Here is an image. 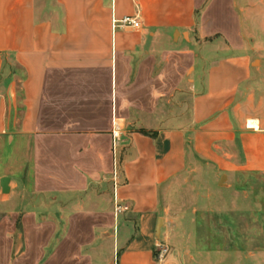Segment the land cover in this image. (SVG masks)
Listing matches in <instances>:
<instances>
[{
	"label": "crops",
	"instance_id": "0c3cea01",
	"mask_svg": "<svg viewBox=\"0 0 264 264\" xmlns=\"http://www.w3.org/2000/svg\"><path fill=\"white\" fill-rule=\"evenodd\" d=\"M203 167L243 199L182 237L162 195ZM255 175L264 0H0V264H264Z\"/></svg>",
	"mask_w": 264,
	"mask_h": 264
},
{
	"label": "rangeland",
	"instance_id": "374dc122",
	"mask_svg": "<svg viewBox=\"0 0 264 264\" xmlns=\"http://www.w3.org/2000/svg\"><path fill=\"white\" fill-rule=\"evenodd\" d=\"M235 180L238 182L240 186L238 188L241 192L247 191L250 194L249 204L250 206L252 204L255 206V220H253L256 229V247H263L264 176H242L235 178ZM209 181L212 182L211 186H209ZM226 181V177H223L221 184L225 185ZM169 190L170 195L167 192L162 195V207L168 208L165 213L167 218H169V222L171 224L178 223V225L172 227L174 229L179 228L182 234L183 228L196 229L198 224L206 223L204 219L206 212L218 211L219 213L224 211L225 214L231 213L234 211V209L229 207L231 201L239 202L243 199V195H240L238 198H232L233 195L230 194L231 190L222 188L214 172L207 167H203L201 170L195 172H185L179 177L178 182L170 186ZM175 213H182V219L179 218L176 222L171 221ZM176 233L178 232L176 231Z\"/></svg>",
	"mask_w": 264,
	"mask_h": 264
},
{
	"label": "built area",
	"instance_id": "2783aa9c",
	"mask_svg": "<svg viewBox=\"0 0 264 264\" xmlns=\"http://www.w3.org/2000/svg\"><path fill=\"white\" fill-rule=\"evenodd\" d=\"M119 23L122 25V26H126V27H135V28H138L141 26V21L140 19L137 17V16H126L124 17L123 19H121L119 21ZM127 210V207L124 206V205H119L117 207V211L118 212H122V211H125ZM159 247V258L162 259L164 258L168 252H169V247L167 245H158Z\"/></svg>",
	"mask_w": 264,
	"mask_h": 264
},
{
	"label": "water",
	"instance_id": "95a60500",
	"mask_svg": "<svg viewBox=\"0 0 264 264\" xmlns=\"http://www.w3.org/2000/svg\"><path fill=\"white\" fill-rule=\"evenodd\" d=\"M9 182H10V178L7 176L1 179V186H2V190L4 193H7L10 191Z\"/></svg>",
	"mask_w": 264,
	"mask_h": 264
}]
</instances>
